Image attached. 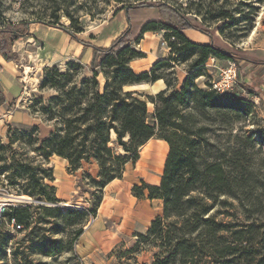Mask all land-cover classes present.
Here are the masks:
<instances>
[{
	"label": "trees",
	"instance_id": "1",
	"mask_svg": "<svg viewBox=\"0 0 264 264\" xmlns=\"http://www.w3.org/2000/svg\"><path fill=\"white\" fill-rule=\"evenodd\" d=\"M259 1L238 0V4L245 5L252 14L256 11L254 2ZM49 2L45 9H32L30 17L12 22L4 16L0 0V55L6 61L13 60V42L26 36L32 23L57 26L72 40L92 48L88 74L77 78L83 65L73 60L67 61L64 71L56 67L45 71L39 89L53 88L56 94L46 99L42 96L34 98L28 109L52 121V128L43 138L38 136L36 125L23 130L18 134L23 151L16 152L12 148L14 138L8 124L7 143L3 144L0 139V161L4 162L0 165V175L4 174L7 184L13 187L18 178L26 180L25 186L14 189L40 199L52 215L60 209L45 205L58 200L54 186L45 180L53 181L54 176L52 169L46 168L41 160L47 161L51 155H57L67 160L68 171H76L83 162H95L97 179L88 172L83 174L94 188L90 193L94 200L90 211L95 212L106 184L122 178L125 165L135 163L140 147L156 136L168 146L160 182L142 181V186L132 187L133 190L141 188L138 195L147 189L148 198L162 201L161 215L151 221L146 235H138L139 238L152 237L156 244L159 243V251L149 264H240L248 259L249 264H264V223L259 225L262 231L258 232L255 241L249 235L253 225L244 224L241 217L247 210L249 186L243 155L240 151H233L229 157L225 153L215 154L212 127L204 116L207 110H214L224 120L228 119L229 113H233L235 119H241L250 113L251 105L241 93H218L211 88V83L200 87L195 82L197 77L204 76V63L209 57L234 63L240 60L256 63L237 55L229 36L224 34V30L235 24L234 8L219 5L214 13L217 21H223L217 26L220 42H227L230 47L215 42L214 27L203 22L193 25L186 12L166 3L161 5L174 11L179 22L165 20L159 15L134 14V9L128 7L127 29L108 46L102 47L79 40L76 33L82 32L84 25L62 8L58 0ZM225 2L230 4L229 0ZM140 7L135 9L140 10ZM47 9H50V21L40 18ZM59 10L70 20L69 26L57 25ZM134 18L138 25L133 22ZM242 28L249 29L251 25ZM184 29L198 30L207 35L209 41H192L185 36ZM160 30L169 56L157 60L146 71L134 72L129 62L144 56V52L136 47L143 33ZM179 63H184L186 72L180 83L175 71ZM166 68L171 69L169 77L161 71ZM158 79H163L166 87L154 94H145L146 100L141 98L142 93L124 89L127 85L153 83ZM147 101L154 105L150 117ZM0 105H5L1 92ZM117 148L122 152L119 153ZM26 151L35 154L29 156ZM4 169L12 171L5 173ZM28 208H14L10 212L7 209L0 222V231L3 232L2 226H7L13 218L21 225L13 232H23L30 222ZM62 217L67 218L69 225L81 224L86 221L88 210L67 208ZM36 250L52 255L62 247L58 239L40 237ZM16 262L29 263L25 257Z\"/></svg>",
	"mask_w": 264,
	"mask_h": 264
},
{
	"label": "rangeland",
	"instance_id": "2",
	"mask_svg": "<svg viewBox=\"0 0 264 264\" xmlns=\"http://www.w3.org/2000/svg\"><path fill=\"white\" fill-rule=\"evenodd\" d=\"M58 1L62 8H66L73 17L78 18L79 22L84 25V30L76 33V37L93 45L107 44L117 32L124 29L119 11L128 7L134 9L133 12L138 13V15L143 12L142 15L144 16L159 15L165 20L179 22V17L174 11L161 5V3H166L180 12H186L193 25H200L203 22L214 27L215 42L220 46L230 47L227 42H220L221 36L217 31V26L223 21H217L214 13L219 5L224 7L230 5L234 8L232 13L235 17V24L224 30V34L229 36L231 44L234 45L233 51L237 55L247 57L256 63L247 60H240L235 63L236 79L233 90L244 96V99L251 105V111L241 119H235V115L229 113L228 119L224 120L214 110H207L204 116L212 127L210 132L211 139L215 144V154L225 153L226 157H229L233 151H240L243 155L249 186L246 200L247 210L241 217L244 224L253 225V230L249 235L256 241L258 232L262 231L259 225L264 223V0L254 2L255 14H249V9L245 5L238 4V0H229L230 4H227L225 0ZM49 3V0H2V9L7 20L17 22L20 19L30 17L32 9H45L50 5ZM140 5H143L142 8ZM138 7L140 10L135 9ZM43 12L44 15H40V18L50 21L52 19L50 18V9ZM57 13L59 15L57 25L69 26L70 20L64 11L59 10ZM249 16H252L251 20ZM250 25L251 28L249 29L242 28ZM48 27L43 26V24L37 25L36 28L33 27L31 34L16 39L12 44V49L15 52V58L12 62L16 64L14 68L17 74L16 80L21 91L18 97L7 105L8 111L21 109L25 104L28 108L33 103L34 98L42 96L46 99L56 94V90L53 88L39 89L45 71L52 67L64 71L67 67V61L73 60L75 63L81 61L82 53H77L74 47H69L71 42L69 37L65 36V40L62 42V30L57 26ZM158 32L161 33L162 37H160L161 41L154 47V50L156 54L161 55L164 51L163 47L167 45L163 39V31ZM73 41L75 42V40ZM60 42L63 43L64 51H55L54 45ZM143 47L147 50L146 42ZM168 56L169 48L165 57ZM183 64L179 63V68H175L179 74L185 68ZM226 64L227 60L220 59L217 67L213 65L208 68L204 67V76L197 77L195 82L200 87H204L205 83H211L218 73L219 66ZM82 65V70H78L76 75L77 78L88 74L87 66ZM209 68L210 71L208 72L207 69ZM161 71L167 77L171 75L170 68ZM141 98L146 100L145 94L142 93ZM147 108L150 117L154 105L147 101ZM36 114L44 119L45 125H50L52 128V121L46 120L41 113ZM9 125L12 129L11 135L14 138L12 148L16 152H21L23 151L22 140L18 134L30 128L31 125L21 123ZM40 126L42 127L41 135H43L47 127ZM1 141L6 144L7 136ZM151 142V155L145 154V148L142 152L143 158H139L135 163L129 162L125 165L122 177L127 188L130 184L132 187L134 185L142 186V181L149 184H159L167 143L156 136L151 139ZM150 146L151 144L147 146V149ZM117 151L121 153L122 149L117 148ZM26 152L29 156L35 154L33 151ZM38 158L39 156H36V159ZM41 161L46 168L52 169V165H56L57 168L61 167V160L54 156L51 159L48 158L47 161ZM3 163L0 161V165ZM92 163L94 165L83 162L82 166L76 170L78 173L74 179L76 191L71 195L66 194L65 199H62L57 196L56 189L54 190L58 200L45 204L50 209H60V212H54L52 215L46 211L47 208L40 199L15 190L25 186L26 180L18 178L17 185L12 187L7 184L4 176L0 177V197L8 198L11 201L7 208L8 211L29 206L27 211L31 216L30 222L23 232H13L10 227L2 226L4 231H0V264H17L16 259L23 257L29 262L27 264H149L154 260V254L159 251V243L156 244L152 237L139 238L138 235L140 233L146 235L151 221L156 216L161 215L162 201L147 199V189H143L141 195H138L141 188L131 189L132 194L127 189V193L120 194L122 200L125 203L129 200L133 201L134 209L143 208L146 217L142 220L132 218L131 225L124 228H122V218L119 215L109 217L99 214L100 205L95 212L90 211L94 201L90 193L94 191V188L84 178L83 174L88 172L97 179L98 166L95 162ZM11 171L4 169L5 173ZM45 182L52 185V181L48 179ZM22 195L23 198H14V196ZM107 199L110 198L107 197ZM233 203L235 204V201ZM67 208L88 210L86 221L76 225L67 224V218L62 217ZM230 211L232 213L233 209L231 208ZM40 237L60 240L62 250L52 255L38 252L36 245ZM160 257L163 258V256ZM240 264H249V259L242 260Z\"/></svg>",
	"mask_w": 264,
	"mask_h": 264
},
{
	"label": "crops",
	"instance_id": "3",
	"mask_svg": "<svg viewBox=\"0 0 264 264\" xmlns=\"http://www.w3.org/2000/svg\"><path fill=\"white\" fill-rule=\"evenodd\" d=\"M135 14V13H134ZM138 14V13H136ZM144 14L143 12H140L139 15ZM119 15L122 17V21H123V30L117 32L110 40L107 44L104 45H96V46H102V47H106L108 46L112 40H114L118 35H120L122 32H124L127 27H128V21L126 18V9H122L121 11H119ZM152 15H148V17H150ZM137 20H133V22L135 23V25H138L139 23L136 22ZM37 25H40V23H32L29 26V31L28 34H31V30H33L34 28H36ZM46 26V25H43ZM34 27V28H33ZM47 28H49L48 26H46ZM183 33L185 34V36L187 38H189L192 41L195 42H199V43H206L209 41V37L207 35H205L204 33L195 30V29H184ZM62 42H64L65 40V36H68L69 39L71 40L70 42V46L69 47H74L75 51H77V53H82L81 58H80V63L84 64V66H87L90 62L91 59V55H92V48L90 47H84L81 43L79 42H74L70 35L63 32L62 31ZM64 36V37H63ZM161 33H159L158 31H146L143 33L142 38L140 39L139 43L137 44V48L140 49L141 51L144 52V56L140 57V58H136V59H132L129 64L132 67V69L134 70V72L136 73H140L143 71L148 70L154 62H156L157 60L161 59V58H165V56L168 53V47L164 46L163 47V52L161 53V55L156 54L154 47L157 46V44L159 43V41H161L160 39ZM56 43L54 45V50L55 51H64V47H63V43ZM145 42L148 46L147 50L144 49L143 45H145ZM95 45V44H94ZM13 60L10 61H6L1 55H0V92L4 95L5 97V105H0V139H4L6 137L7 134V127L8 124H16V123H21L23 125H36L38 126V134L39 137L43 138L45 136H47L51 130L50 125H45L44 124V119L39 116L38 114H34L32 113L28 108H27V104H25L24 106H22L21 109H16L14 111H8L7 110V105H9L11 103V101L13 99H15L16 97H18V95L20 94V87L17 83L16 80V71H15V66L16 64L14 62H12ZM211 58L209 57L207 59V61L204 63V67L208 68L209 66H211ZM175 68H179L178 65L175 66ZM176 70V69H175ZM207 71H210V68L207 69ZM186 72L185 70H181L180 74L178 73V70L176 71V76L178 78V83H180L182 81V79L184 78ZM132 86V90H135L139 93H143V94H153L158 92L159 90H162L166 87V84L164 82L163 79H158L156 81H154L153 83H138V84H133ZM40 125H44L47 127L46 131L42 134L41 130L42 127ZM152 139V138H151ZM151 139H149L146 143H144L141 147H140V151H139V158H143L142 152H144L145 148V154L151 155L152 154V142ZM151 144V146L149 147V149H147V146ZM167 150H168V146H167ZM167 153V151H166ZM147 155V157H148ZM56 157L59 158L61 160V167L57 168L56 165H52V169H53V176H54V180L52 181V185L55 187L56 189V194L59 198L65 199L66 194L71 195L73 192L76 191V185L74 182V179L77 176V171H68L67 169V165L68 162L66 159H63L57 155H51L49 157V159H51L52 157ZM166 156V154H165ZM138 158V159H139ZM146 158V157H145ZM165 158V157H164ZM90 165H94V163H90ZM58 171V173H57ZM129 189V191L132 194V184L129 185V187L127 188V186L123 183V177L118 179L115 178L113 180H111L108 184H106V186L104 187V194H103V198L102 201L100 203L99 206V214L102 215H107V216H118L122 218L121 220V225L123 226L122 228H124L125 226L131 225V223L133 222V219H138V220H142V218L146 217V212L143 208H133V204L134 202L129 200L128 202L125 203L124 200H122L123 198L120 196V194L122 193H127L126 190ZM122 191V192H121ZM121 192V193H120ZM110 198V199H107ZM151 201H159L161 202V200L159 198H147ZM133 218V219H132Z\"/></svg>",
	"mask_w": 264,
	"mask_h": 264
},
{
	"label": "built area",
	"instance_id": "4",
	"mask_svg": "<svg viewBox=\"0 0 264 264\" xmlns=\"http://www.w3.org/2000/svg\"><path fill=\"white\" fill-rule=\"evenodd\" d=\"M211 65H218L220 59L217 57H210ZM236 79V65L233 61L227 60V64L225 66H219L218 73L216 77L211 81V88L215 89L218 93L231 92L233 90V85ZM4 175L1 174L0 177ZM11 201L8 198L0 197V222L2 220V216L10 206ZM7 226L10 227L12 231H18L21 228V225L17 223L13 218L7 223Z\"/></svg>",
	"mask_w": 264,
	"mask_h": 264
},
{
	"label": "bare ground",
	"instance_id": "5",
	"mask_svg": "<svg viewBox=\"0 0 264 264\" xmlns=\"http://www.w3.org/2000/svg\"><path fill=\"white\" fill-rule=\"evenodd\" d=\"M124 89L132 90L133 88H132L131 85H127V86L124 87ZM23 197H24L23 195L22 196H14V198H16V199L23 198Z\"/></svg>",
	"mask_w": 264,
	"mask_h": 264
}]
</instances>
